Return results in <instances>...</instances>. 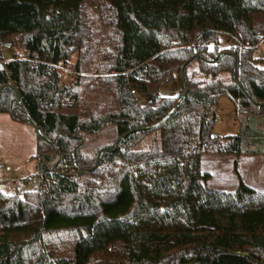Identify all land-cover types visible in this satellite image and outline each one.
<instances>
[{"label":"trees","instance_id":"obj_1","mask_svg":"<svg viewBox=\"0 0 264 264\" xmlns=\"http://www.w3.org/2000/svg\"><path fill=\"white\" fill-rule=\"evenodd\" d=\"M222 33L237 43L220 48ZM9 35L26 58L0 64V114L40 131L41 186L0 189V264H264V191L211 187L202 162L264 154V0H0V59ZM100 47L112 74L92 100L81 72ZM75 51L77 82L62 85ZM176 78L180 93L161 95ZM222 95L240 119L227 138L214 134ZM109 124L115 140L84 151Z\"/></svg>","mask_w":264,"mask_h":264},{"label":"rangeland","instance_id":"obj_2","mask_svg":"<svg viewBox=\"0 0 264 264\" xmlns=\"http://www.w3.org/2000/svg\"><path fill=\"white\" fill-rule=\"evenodd\" d=\"M92 14L98 18L97 9L92 8ZM97 28H102L98 22ZM22 35H9L2 41V58L0 64H6L16 57L26 58V53L21 46ZM237 43L236 39L228 34L222 33L219 36L220 48H227ZM9 44V45H8ZM103 47H100L93 55L85 61L84 71L81 72L83 81L80 89L90 99H95L94 95L105 97L103 88L98 82L100 76L112 74L107 71L109 59L104 57ZM78 51L72 54L67 66H61V83L68 85L77 82L75 64L78 59ZM254 56L263 60L264 67V38L254 51ZM225 76H227L225 74ZM178 77V76H177ZM79 79V81H81ZM163 96H176L180 93V79L165 83L160 90ZM139 96L138 94H135ZM142 103L146 102L145 97L139 96ZM260 127L264 129V121ZM240 131V119L236 114V108L228 95H222L216 112L214 134L220 138L238 135ZM117 132L114 124H109L103 130L94 135L85 136L84 151L92 153L96 148L111 144L116 138ZM37 131L32 124L15 121L7 113L0 115V186L5 193L22 196L27 190H34L41 186V178L37 172V161L33 157L37 150ZM159 142V136L150 134L143 140L137 149L150 148L154 143ZM255 147V145H252ZM250 146V147H252ZM203 171L211 173L207 179L211 187L222 189L225 185L230 191L237 188L240 180L247 185L256 187V177L264 181V154L242 153L240 155H223L218 153H205L202 157ZM19 180V183L15 181ZM3 186V187H2ZM256 189H258L256 187ZM70 202V200H67ZM66 201V202H67ZM68 203V202H67ZM61 248H69L66 243Z\"/></svg>","mask_w":264,"mask_h":264},{"label":"water","instance_id":"obj_3","mask_svg":"<svg viewBox=\"0 0 264 264\" xmlns=\"http://www.w3.org/2000/svg\"><path fill=\"white\" fill-rule=\"evenodd\" d=\"M8 45H9V44H8ZM0 67L3 68L2 65H1ZM185 96H186V94H184L183 96H181V98L178 100V102L176 103V105H175V106L173 107V109L170 111L169 115H168L163 121H166L169 117H171V116L175 113V111L177 110V108H178V107L182 104V102L184 101ZM156 126H157V125H154V126H152L151 128H154V127H156ZM37 133L40 134V131L38 130Z\"/></svg>","mask_w":264,"mask_h":264},{"label":"crops","instance_id":"obj_4","mask_svg":"<svg viewBox=\"0 0 264 264\" xmlns=\"http://www.w3.org/2000/svg\"><path fill=\"white\" fill-rule=\"evenodd\" d=\"M1 115V114H0ZM256 182L254 183L255 186L258 188L257 190H260V191H264V181L263 179H260L258 177H256ZM3 187V186H2ZM255 187V189H256ZM215 188V187H214ZM254 188V187H253ZM219 189V188H218ZM221 190H224V191H230L229 188H227L225 185L223 186V188Z\"/></svg>","mask_w":264,"mask_h":264},{"label":"built area","instance_id":"obj_5","mask_svg":"<svg viewBox=\"0 0 264 264\" xmlns=\"http://www.w3.org/2000/svg\"><path fill=\"white\" fill-rule=\"evenodd\" d=\"M132 93H133V94H137L136 90H132ZM215 136H216V135H215ZM0 167H2V165H0ZM15 182H16V183H19V180H16Z\"/></svg>","mask_w":264,"mask_h":264}]
</instances>
